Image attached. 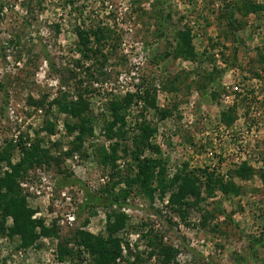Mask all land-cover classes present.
I'll use <instances>...</instances> for the list:
<instances>
[{"label": "rangeland", "instance_id": "374dc122", "mask_svg": "<svg viewBox=\"0 0 264 264\" xmlns=\"http://www.w3.org/2000/svg\"><path fill=\"white\" fill-rule=\"evenodd\" d=\"M79 99L93 133L65 155L74 119L61 109ZM127 99L125 128L146 122L160 149L142 158L160 156L169 179L194 175V192L153 181L152 199L135 187L117 207L124 184L101 191L111 176L97 151ZM20 144L60 162L21 173L37 238L22 246L5 216L0 264H92L76 233L105 237L113 211L124 221L115 264H159L160 244L178 251L169 264H264V0H0V159L9 148L20 164ZM8 168L0 160V176ZM61 248L77 253L61 260Z\"/></svg>", "mask_w": 264, "mask_h": 264}, {"label": "trees", "instance_id": "16d2710c", "mask_svg": "<svg viewBox=\"0 0 264 264\" xmlns=\"http://www.w3.org/2000/svg\"><path fill=\"white\" fill-rule=\"evenodd\" d=\"M92 34L96 39H98V32L92 31ZM80 40L85 41V38L78 32ZM12 42V41H11ZM10 42V43H11ZM180 46V45H179ZM182 48L187 46V40L183 41L181 45ZM131 99L125 100L122 104L116 105L114 110L111 111V121L106 124L105 137L109 140H112V143L109 145V148H104L100 146L98 148V162L101 167L108 168L110 170L111 182L107 184V187H104L101 191L107 193L110 191V196H114L111 189L116 188V186L124 184L126 188L122 189L120 194L114 197V204L117 207L121 206L122 200L125 199L126 194L129 189L135 188L139 193H145L150 199H152L153 188L150 187V184L155 181L156 187L159 188L162 192L163 189L176 183L181 182L177 185L178 190L182 191L188 184L192 185L191 191L194 192L195 187V177L186 176L183 170L175 173L172 178H167V171L164 167L165 162L160 156L158 158L153 157H143L142 153L144 150H152V153L159 154L160 149L158 146H155L149 143L148 138L152 135L154 130H151L146 122H140L134 124L132 129L133 133L130 135L128 128H125V122L123 117L118 114L120 108L124 105H127ZM66 107V106H64ZM64 109V108H63ZM61 109L65 113L74 119L72 124L66 123L65 129L68 132L69 136L74 135L72 141L70 142L69 150L65 155H71V153H79L85 139L89 136H92L93 130L86 116V105L85 102L81 99L78 101H72L69 104V107L66 109ZM224 119H229L226 115H223ZM122 141V143H120ZM127 142V143H125ZM121 147V149H120ZM122 155H118L117 151ZM9 148L5 149L3 152V159L8 165V170L3 171V175L0 176V229L4 231V217L7 215H12L13 225L10 228H7L9 236L19 235L22 240V246H28L33 243L37 238L35 232V222L31 219V212L28 210H21L23 208L21 205L23 203L22 198L20 197V189L18 187V179L21 178V173L25 172L31 168H35L38 165L45 164L49 165L50 161L59 163V158L49 156L48 152L39 149L38 145L32 144L31 147L26 148L20 144V152L22 153V161L20 164L11 165L9 162ZM154 151V152H153ZM41 152L46 158L41 159ZM81 155V154H80ZM129 156V160L124 162V166H120L116 163L118 160H121L122 157ZM29 167V168H28ZM207 175L206 186L210 185V182L214 180L210 174ZM192 177V178H191ZM213 183V182H212ZM181 184V185H180ZM108 195V193H107ZM122 199V200H121ZM106 200V198H105ZM176 202L177 199L175 196L171 198V202ZM108 204H112V200L107 201ZM104 204H107L104 202ZM116 212H112L114 220H111V215L106 224V236L103 238L94 237L89 233L79 230L76 233L77 246L83 247L89 256L92 257V264H115L118 258L122 257L121 254V239L116 235L119 230L123 229L124 221L119 218L118 215H115ZM87 220L84 222V226L87 224ZM49 230L42 227L41 235H48ZM149 245L154 249L157 246V242L154 238L149 240ZM59 258L65 259L67 257L73 256L75 252L73 249L61 248ZM63 252V253H62ZM177 250L166 245H159L157 250L159 256V264H169L171 260L176 256Z\"/></svg>", "mask_w": 264, "mask_h": 264}]
</instances>
